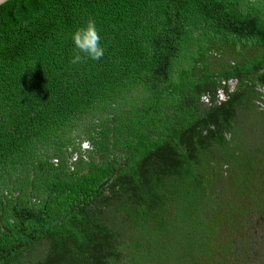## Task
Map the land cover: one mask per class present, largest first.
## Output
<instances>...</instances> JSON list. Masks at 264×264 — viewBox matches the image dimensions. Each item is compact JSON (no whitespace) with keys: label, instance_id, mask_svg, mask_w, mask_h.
<instances>
[{"label":"trees","instance_id":"obj_1","mask_svg":"<svg viewBox=\"0 0 264 264\" xmlns=\"http://www.w3.org/2000/svg\"><path fill=\"white\" fill-rule=\"evenodd\" d=\"M257 228L264 0L0 5V264H264Z\"/></svg>","mask_w":264,"mask_h":264},{"label":"clouds","instance_id":"obj_2","mask_svg":"<svg viewBox=\"0 0 264 264\" xmlns=\"http://www.w3.org/2000/svg\"><path fill=\"white\" fill-rule=\"evenodd\" d=\"M72 40L76 51L70 63L79 64L85 59L98 61L103 58L105 49L93 19H89L85 25L76 29L72 35ZM111 175L113 177V173ZM112 177L109 179L111 180Z\"/></svg>","mask_w":264,"mask_h":264},{"label":"flooded vegetation","instance_id":"obj_3","mask_svg":"<svg viewBox=\"0 0 264 264\" xmlns=\"http://www.w3.org/2000/svg\"><path fill=\"white\" fill-rule=\"evenodd\" d=\"M231 84H233V82L231 83ZM83 147H86V148H91V146L90 145H88V142L87 141H84L83 142ZM70 154H71V159H74L73 160V162L72 163H68L67 164V166L69 167V170H70V172H72L73 170H75V164H76V161L75 160H77L78 159V156H79V154H78V151H72V153L70 152H68V156H70ZM85 158L86 159H89V157L88 156H85ZM110 177H112V175L110 176ZM109 177V178H110ZM114 177V176H113ZM108 178V179H109ZM112 179V178H111ZM111 180H108V183L110 182ZM104 183V182H103ZM107 183V184H108ZM31 194V201H36V196L34 197V196H32V192L30 193ZM33 210L34 211H39V210H37V209H35V208H33ZM40 212V211H39ZM41 213H42V215L43 216H46V217H48L49 215L48 214H46L45 212H44V210H42L41 211ZM66 214V213H65ZM65 216V215H64ZM11 220V223L13 222L12 221V219H10ZM1 222H2V219H1ZM55 222V221H54ZM54 222H52V220H47V221H45L44 222V225L42 226H38V228H36L35 230H38V231H36L34 234H36V233H41L43 230H46L50 225L52 226L53 224H54ZM57 222V221H56ZM3 225V227H2V229L3 230H5V231H7V232H11L10 230H9V228H7V225H5V224H2ZM14 228H17L16 226H14L13 227V229ZM41 230V231H40ZM12 233V232H11ZM42 234V233H41ZM32 234H30V233H28V234H25V235H23L22 236V238H21V241H20V243H19V245L17 246V249H24V248H26V247H28L31 243H32ZM3 251H4V249H0V255L3 253Z\"/></svg>","mask_w":264,"mask_h":264},{"label":"rangeland","instance_id":"obj_4","mask_svg":"<svg viewBox=\"0 0 264 264\" xmlns=\"http://www.w3.org/2000/svg\"><path fill=\"white\" fill-rule=\"evenodd\" d=\"M251 53H252V52H251ZM108 180H109V179H107V180L104 181L103 186L107 185ZM104 184H105V185H104ZM254 233L256 234L255 238H261L262 234L264 235V231H263V233H262V231H260V228H257V229L255 230ZM240 249H241V248H240ZM242 250H245V249H242ZM241 252H242V251H241ZM238 261H241V257H240V259H239ZM250 261H251L250 264H257V263H255L254 260H250ZM221 264H229V262H227V260H225V261H224L223 263H221ZM235 264H237V263H235ZM239 264H241V263H239ZM242 264H243V263H242Z\"/></svg>","mask_w":264,"mask_h":264},{"label":"water","instance_id":"obj_5","mask_svg":"<svg viewBox=\"0 0 264 264\" xmlns=\"http://www.w3.org/2000/svg\"><path fill=\"white\" fill-rule=\"evenodd\" d=\"M7 0H0V5L6 2ZM110 180V179H109ZM105 185V184H104Z\"/></svg>","mask_w":264,"mask_h":264}]
</instances>
